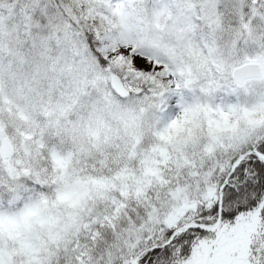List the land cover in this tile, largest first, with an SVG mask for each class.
Returning <instances> with one entry per match:
<instances>
[{
    "label": "snow or ice",
    "instance_id": "6c2138e0",
    "mask_svg": "<svg viewBox=\"0 0 264 264\" xmlns=\"http://www.w3.org/2000/svg\"><path fill=\"white\" fill-rule=\"evenodd\" d=\"M0 264H264V0H0Z\"/></svg>",
    "mask_w": 264,
    "mask_h": 264
}]
</instances>
